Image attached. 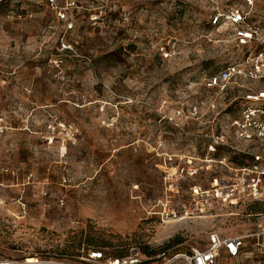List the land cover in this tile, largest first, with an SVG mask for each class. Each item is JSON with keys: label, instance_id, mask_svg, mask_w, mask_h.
Masks as SVG:
<instances>
[{"label": "rangeland", "instance_id": "1", "mask_svg": "<svg viewBox=\"0 0 264 264\" xmlns=\"http://www.w3.org/2000/svg\"><path fill=\"white\" fill-rule=\"evenodd\" d=\"M56 2L0 0V264L86 249L186 264L213 237L264 229V201L214 198L234 157L210 147L234 144L241 93L263 87H205L242 55L211 21L244 0ZM252 16L264 29V0Z\"/></svg>", "mask_w": 264, "mask_h": 264}, {"label": "built area", "instance_id": "2", "mask_svg": "<svg viewBox=\"0 0 264 264\" xmlns=\"http://www.w3.org/2000/svg\"><path fill=\"white\" fill-rule=\"evenodd\" d=\"M53 9H59L56 0H47ZM255 0H244L246 10L229 8L223 14H217L211 21L212 25H228L233 33L235 47L242 52L239 60L225 66L218 73L208 77L205 81L207 89L227 90L230 85H237L238 81L259 83L263 87L259 90L243 91L238 107V116L231 123V134L234 144L225 142L223 137L215 141L214 149L224 148L233 157L243 160L240 165L234 164L231 159L223 158L220 165L227 167L229 164V177L221 184L220 192L214 198L231 205L243 202L264 201V29L261 24L252 19ZM58 17L64 19L63 13ZM3 127L0 125V134ZM246 146V147H244ZM254 146L256 152H249L247 147ZM227 162V163H226ZM226 163V164H224ZM212 187L220 188L217 180ZM264 237V229L250 236H239L226 239L211 238L204 250H193L189 254L177 255L186 264H217L221 254L230 258L241 256L246 241L255 242ZM80 263L73 264H148L147 260L136 254L126 257H105L99 251L83 250L78 258ZM10 264V263H5ZM24 264H36L26 263Z\"/></svg>", "mask_w": 264, "mask_h": 264}, {"label": "crops", "instance_id": "3", "mask_svg": "<svg viewBox=\"0 0 264 264\" xmlns=\"http://www.w3.org/2000/svg\"><path fill=\"white\" fill-rule=\"evenodd\" d=\"M258 242H259V247H255L254 246V243L255 242H252V245H251V250H249V252L251 253V254H246V253H244V251L242 250V253L241 254H243V255H241L240 257H238V258H233V260H238V261H243L242 259H246V261H249V260H254V259H256V257L254 258V257H251L252 256V254L253 255H264V237H261L259 240H258ZM248 255V256H247ZM251 255V256H250ZM245 256V258H243ZM251 257V258H250ZM263 259L262 260H257V262L255 263V264H264V257H262ZM253 264V263H252Z\"/></svg>", "mask_w": 264, "mask_h": 264}, {"label": "trees", "instance_id": "4", "mask_svg": "<svg viewBox=\"0 0 264 264\" xmlns=\"http://www.w3.org/2000/svg\"><path fill=\"white\" fill-rule=\"evenodd\" d=\"M216 150H223V151H226V149H224V148H216ZM215 152V151H214ZM213 152V153H214ZM233 162H234V160H238V158L237 157H234L233 159H231ZM257 203H259V202H257ZM85 253H87L88 251H97V249H91V250H88V249H86V250H83ZM80 257V253L78 252L77 253V255H75V256H72V257H65V258H62V259H64V261L63 262H65V263H67V264H71V263H80V261L78 260V258ZM120 257V256H119Z\"/></svg>", "mask_w": 264, "mask_h": 264}, {"label": "bare ground", "instance_id": "5", "mask_svg": "<svg viewBox=\"0 0 264 264\" xmlns=\"http://www.w3.org/2000/svg\"><path fill=\"white\" fill-rule=\"evenodd\" d=\"M28 263H31V262L28 260ZM2 264H5V263H2Z\"/></svg>", "mask_w": 264, "mask_h": 264}]
</instances>
